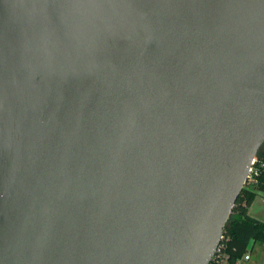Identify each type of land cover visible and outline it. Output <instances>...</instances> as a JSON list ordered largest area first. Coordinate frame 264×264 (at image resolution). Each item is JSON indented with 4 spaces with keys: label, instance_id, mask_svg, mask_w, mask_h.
Wrapping results in <instances>:
<instances>
[{
    "label": "water",
    "instance_id": "obj_1",
    "mask_svg": "<svg viewBox=\"0 0 264 264\" xmlns=\"http://www.w3.org/2000/svg\"><path fill=\"white\" fill-rule=\"evenodd\" d=\"M264 144V0H0V264H209Z\"/></svg>",
    "mask_w": 264,
    "mask_h": 264
},
{
    "label": "trees",
    "instance_id": "obj_2",
    "mask_svg": "<svg viewBox=\"0 0 264 264\" xmlns=\"http://www.w3.org/2000/svg\"><path fill=\"white\" fill-rule=\"evenodd\" d=\"M258 155L264 160V150L260 147ZM264 194V170L257 179L245 185L233 208L221 244L220 263L237 264L257 242H264V220L250 214V207L257 194ZM215 259V257H214Z\"/></svg>",
    "mask_w": 264,
    "mask_h": 264
},
{
    "label": "rangeland",
    "instance_id": "obj_3",
    "mask_svg": "<svg viewBox=\"0 0 264 264\" xmlns=\"http://www.w3.org/2000/svg\"><path fill=\"white\" fill-rule=\"evenodd\" d=\"M262 150H264V144L261 146ZM250 214L264 220V194L259 193L255 197L251 207ZM249 253L252 255L251 259H246L243 257L238 261L237 264H264V242H257Z\"/></svg>",
    "mask_w": 264,
    "mask_h": 264
},
{
    "label": "built area",
    "instance_id": "obj_4",
    "mask_svg": "<svg viewBox=\"0 0 264 264\" xmlns=\"http://www.w3.org/2000/svg\"><path fill=\"white\" fill-rule=\"evenodd\" d=\"M262 170H264V160L261 159L259 155L257 154L252 160V164H251L245 185L254 182L257 179L258 175L262 172ZM222 240H223V237H222ZM221 244H222V241L219 244L218 248L216 249L209 264H221L220 254H218L221 251ZM244 257L246 259H249L250 253H247Z\"/></svg>",
    "mask_w": 264,
    "mask_h": 264
},
{
    "label": "crops",
    "instance_id": "obj_5",
    "mask_svg": "<svg viewBox=\"0 0 264 264\" xmlns=\"http://www.w3.org/2000/svg\"><path fill=\"white\" fill-rule=\"evenodd\" d=\"M255 245H256V244H255ZM255 245H254V246H255ZM251 258H252V255L250 254V257H249V259H251ZM237 263H238V262H237Z\"/></svg>",
    "mask_w": 264,
    "mask_h": 264
}]
</instances>
